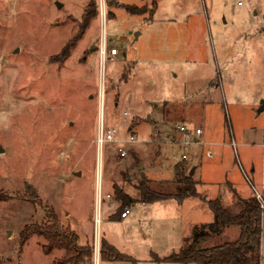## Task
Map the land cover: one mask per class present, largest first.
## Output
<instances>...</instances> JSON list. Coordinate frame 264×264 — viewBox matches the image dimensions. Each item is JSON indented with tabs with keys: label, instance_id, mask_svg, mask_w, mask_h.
<instances>
[{
	"label": "rangeland",
	"instance_id": "1",
	"mask_svg": "<svg viewBox=\"0 0 264 264\" xmlns=\"http://www.w3.org/2000/svg\"><path fill=\"white\" fill-rule=\"evenodd\" d=\"M91 3L96 15L87 24ZM99 5L0 0V264H69L64 250L47 251V240L31 233L43 223L91 241L90 264H165L161 259L178 253L214 214L199 200L182 209L175 200L144 205L136 188L142 175L172 182L177 164L186 173L210 171L215 153L193 135L183 159L187 138L178 130L200 129L208 102L209 126L225 129L240 180L264 193L241 159L238 138L232 146L249 115L245 151L260 176L264 0H106L108 45L120 55L104 71ZM124 6H136L138 15ZM102 124L124 141L100 149ZM132 134L135 143L126 141ZM116 189L133 200L127 218ZM226 205L239 210L228 199ZM102 237L133 260L101 261ZM260 253L264 264V235Z\"/></svg>",
	"mask_w": 264,
	"mask_h": 264
},
{
	"label": "trees",
	"instance_id": "2",
	"mask_svg": "<svg viewBox=\"0 0 264 264\" xmlns=\"http://www.w3.org/2000/svg\"><path fill=\"white\" fill-rule=\"evenodd\" d=\"M93 13L87 12L86 23L96 15L94 3ZM125 10L138 15L136 6H124ZM156 3L154 4L155 10ZM136 160V158H134ZM140 202L153 204L175 200L179 204L193 198L206 202L196 189L193 177L185 172L182 164L175 166V178L172 182H153L144 175L137 188ZM116 197L122 203V208L129 206L133 200L120 189H116ZM214 214L211 223L196 225L190 237L185 239L184 246L178 253L161 259L165 264H260V249L263 237V216L259 203L254 197L241 199L236 197L238 211L234 212L221 200L207 201ZM236 235L229 240L226 235ZM33 234L43 236L47 242V251L54 248L64 250V261L69 264L92 263L93 249L91 241L80 243V236L73 230L59 227L55 223H43L36 226ZM101 261H132L133 258L120 253L105 238L100 241ZM155 258H158L155 256Z\"/></svg>",
	"mask_w": 264,
	"mask_h": 264
},
{
	"label": "crops",
	"instance_id": "3",
	"mask_svg": "<svg viewBox=\"0 0 264 264\" xmlns=\"http://www.w3.org/2000/svg\"><path fill=\"white\" fill-rule=\"evenodd\" d=\"M151 21V20H150ZM139 34H137L138 36ZM120 55V52L118 56ZM117 56V57H118ZM116 57V58H117ZM211 108H212V102H208L205 112H204V118H203V126H198L202 130L201 135V144L204 141V145L206 149H209V151H212L211 153H215L214 159H212L211 165L208 167L206 171V166L202 169V166H195L193 168L194 174V181L196 182V189L197 192L206 199L205 204H207V201L216 200L219 199L222 201L224 205H226V199H228V202L231 203V205L236 204V197H239L241 199H249L253 197L252 195V188L251 184L248 188V185L243 183V181L239 178V171L237 168V161H234L233 159L229 158L230 153V142L229 137L227 136V133L225 129L221 126H218L217 128H213L212 126H209L211 124L210 118H211ZM243 112V111H242ZM244 113V112H243ZM246 113H244L245 115ZM247 127L244 130V135H236L234 133L232 136V139L235 141V139H239V145L244 149L241 159L246 165V167L249 169H252V175L255 178L256 183H259V186H264V166H262L261 169V175L259 176L256 174V170L254 166H250V157L249 152L245 151V149H250V117L247 116ZM132 128L129 127V130ZM264 136V135H263ZM216 150V151H214ZM209 153V154H211ZM227 155V156H226ZM211 158H213V154H211ZM227 158V159H226ZM263 165V164H262ZM185 169V168H184ZM190 167L187 168V171L190 175L191 171ZM252 183V182H251ZM202 187L204 189H202ZM251 188V189H250ZM191 200H198L189 198L184 200L182 203H176L179 208H183L188 203H190ZM171 201V200H169ZM200 201V200H199ZM165 202V201H164ZM142 203V202H141ZM160 202H156L150 205H154ZM144 205H147L145 203H142ZM208 205V204H207ZM229 206V205H226ZM127 218V217H126ZM207 224V223H205Z\"/></svg>",
	"mask_w": 264,
	"mask_h": 264
},
{
	"label": "built area",
	"instance_id": "4",
	"mask_svg": "<svg viewBox=\"0 0 264 264\" xmlns=\"http://www.w3.org/2000/svg\"><path fill=\"white\" fill-rule=\"evenodd\" d=\"M99 11H100V17L102 19L103 26L105 28V32L103 34V37L101 39V43L98 49V54H99V63H100V68L102 71L105 70V66L107 62H112L116 59V57L119 54V51L116 47H109V40L107 39V33H106V19H107V11H106V0H100V5H99ZM178 130L187 138L185 141L182 142V144L185 147V152L183 154V159H187L189 157V150L188 147L193 144L194 142L191 141L192 136L194 135L198 140L195 142L196 144H201V135H202V130L201 129H189L184 125L178 126ZM233 140V139H232ZM124 140H122L119 136V132L116 128H111L107 131H105L104 125L102 124L101 128L99 129V134H98V145L100 149H103V145L105 143H122ZM127 142L129 143H135L136 136L131 135L129 136L128 139H126ZM233 145L235 147V142L234 140L232 141ZM211 156V154H209ZM121 156L124 157L126 156V152L121 150ZM251 184V182H250ZM264 190V187H263ZM252 191L254 193V198L257 200V202L260 205V208L262 211H264V193L260 190H258L255 186H252ZM108 198L110 195L107 196ZM131 209L126 208L122 213L121 217L126 218L130 214ZM263 235H264V228H263Z\"/></svg>",
	"mask_w": 264,
	"mask_h": 264
},
{
	"label": "water",
	"instance_id": "5",
	"mask_svg": "<svg viewBox=\"0 0 264 264\" xmlns=\"http://www.w3.org/2000/svg\"><path fill=\"white\" fill-rule=\"evenodd\" d=\"M57 6L60 8L62 5H61V3L57 2ZM263 104H264V102H263ZM193 174H194V170L191 171L190 176H192Z\"/></svg>",
	"mask_w": 264,
	"mask_h": 264
}]
</instances>
